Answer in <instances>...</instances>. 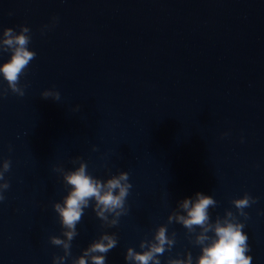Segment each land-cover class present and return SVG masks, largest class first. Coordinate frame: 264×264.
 I'll return each mask as SVG.
<instances>
[{
	"label": "water",
	"instance_id": "water-1",
	"mask_svg": "<svg viewBox=\"0 0 264 264\" xmlns=\"http://www.w3.org/2000/svg\"><path fill=\"white\" fill-rule=\"evenodd\" d=\"M19 25L36 58L21 77L25 95L0 97V162L11 161L0 264L63 255L48 239L61 234L52 204L67 194L53 167L72 170L77 156L102 181L127 172L132 188L115 227L85 209L65 264L101 232L118 238L106 264H126V249L141 251L196 192L217 201L212 221L235 213L244 192L257 198L238 219L251 264H264V0H0V32ZM46 89L60 100L41 98ZM167 228L176 243L161 264L185 252L195 264L200 247L182 225Z\"/></svg>",
	"mask_w": 264,
	"mask_h": 264
},
{
	"label": "clouds",
	"instance_id": "clouds-1",
	"mask_svg": "<svg viewBox=\"0 0 264 264\" xmlns=\"http://www.w3.org/2000/svg\"><path fill=\"white\" fill-rule=\"evenodd\" d=\"M57 19L52 17L51 26L55 25ZM18 27V32L11 27H5L0 32V53H10L9 59L0 63V78L7 85L6 88L0 87V97L9 92L18 97L25 95L28 84H22L21 77L36 58V52L28 47L31 43L30 28L24 25ZM49 28L50 25L42 26L41 34ZM40 96L43 99L51 98L53 101L60 100V93L54 89H46ZM79 110L80 105L72 108L73 112ZM92 150L97 149L93 146ZM71 163L78 166L72 170H65L62 166L53 167V171L62 177L67 194L62 198V202L52 204L61 234L49 236L48 239L51 245L59 247L63 252V255L52 257V264H65L66 259L71 257V242L78 235L76 226L80 223L85 209L91 206L95 216L101 221L102 228L117 226L119 218L128 212L126 201L132 184L129 183L127 172L121 171L102 181L89 173L87 163L79 156L73 158ZM10 168V160L0 162V202L6 200L4 193L10 188V183L5 177ZM256 202V197L244 192L240 198L231 200L235 213L225 210L223 217L217 216L212 221L209 209L215 208L217 201L210 195L196 192L193 197L177 202L176 208L167 216V223L157 226L151 239L140 241L138 247L141 251L137 252L128 247L124 260L126 264H161L159 257L166 251H171L176 243V233L169 234L167 228L168 224L175 222L186 229L190 242L200 247L195 264H251L252 257L247 254L250 251L248 236L243 231L245 224L238 217L249 219V214L244 210ZM117 243L115 233L101 232L97 239L82 249L81 255L72 259L71 264H106L107 253L115 248ZM166 264H193V257L190 252H185L182 259L169 258Z\"/></svg>",
	"mask_w": 264,
	"mask_h": 264
}]
</instances>
